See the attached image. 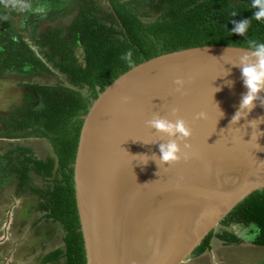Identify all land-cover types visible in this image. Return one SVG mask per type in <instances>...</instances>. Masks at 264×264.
<instances>
[{
    "label": "water",
    "instance_id": "95a60500",
    "mask_svg": "<svg viewBox=\"0 0 264 264\" xmlns=\"http://www.w3.org/2000/svg\"><path fill=\"white\" fill-rule=\"evenodd\" d=\"M247 50L210 45L165 53L121 74L93 100L72 167L85 264H183L237 204L264 188V122L248 125L264 117V106L257 102L230 124L246 91L233 64ZM177 78L186 82L183 95L174 91ZM199 112L203 119L195 118ZM154 115L183 119L191 147L168 172L155 164L147 190L149 201L155 192L158 199L149 205L139 194V142L167 140L147 127ZM144 153L159 155L153 147Z\"/></svg>",
    "mask_w": 264,
    "mask_h": 264
},
{
    "label": "trees",
    "instance_id": "16d2710c",
    "mask_svg": "<svg viewBox=\"0 0 264 264\" xmlns=\"http://www.w3.org/2000/svg\"><path fill=\"white\" fill-rule=\"evenodd\" d=\"M46 1L50 9L40 18L34 9L22 15L12 2L0 0V76L7 69L22 71L27 66L31 74L55 76L23 41L24 35L62 76L55 84L28 85L40 97L39 105L34 106L35 98L30 96V106L11 115L0 138H44L54 155L38 160L27 145L1 146L0 183L16 177L20 189L29 187L36 196L37 209L61 225L63 246L46 255L43 263L85 264L72 167L82 116L93 100L118 76L153 57L200 46L248 48L249 41L264 42V20L252 18L251 0ZM246 18L249 26L243 36L228 31L230 20ZM41 20L54 26L38 32ZM77 46L82 50L80 62L75 56ZM127 52L130 62L122 59ZM32 175L46 184L34 187ZM231 223L253 224L257 229L253 244L264 247V188L237 204L220 224ZM213 237L225 245L241 243L231 232L213 230L192 255L210 250Z\"/></svg>",
    "mask_w": 264,
    "mask_h": 264
},
{
    "label": "flooded vegetation",
    "instance_id": "af4514ba",
    "mask_svg": "<svg viewBox=\"0 0 264 264\" xmlns=\"http://www.w3.org/2000/svg\"><path fill=\"white\" fill-rule=\"evenodd\" d=\"M10 2L17 6V13L23 12L22 15H25L28 11L32 12L34 9L35 12L39 13L40 18H42L45 16L46 10L50 9L47 5L48 1L46 0H39L38 4L35 3L34 0H19L18 2L16 0H9V3ZM3 6L6 7L5 5ZM16 25L21 27L20 23ZM49 26L54 25L41 20L38 32L47 30ZM22 39L29 45L34 55L40 59L56 77L48 76L46 73L31 74L28 72L30 70L28 66L23 67L22 71L7 69L3 72L2 76H0V133L5 131V123L6 121L10 122L12 114L30 106V103H27L30 96L35 98L34 106L39 105L40 97L36 92L31 91L28 85L55 84L58 79L62 80V76L59 72L55 69H51L45 62V59L38 54L37 47L31 45L25 35ZM81 53V47L77 46L75 49V56L79 58V62L81 61ZM7 143H18L31 147L33 156L38 160H43L48 155H54L51 145L44 138H0V147ZM40 144L48 145L51 152H47L48 148H45V156L40 157L38 155L42 150L41 147H38ZM2 154L3 153L0 152V155ZM32 178L34 187H42L46 184V182L41 181L38 176L32 175ZM19 186V181L16 177L3 179V182L0 183V249H3L2 251L6 253V255L0 256V264L5 263L10 253L11 258L15 257L14 264H45L43 263L45 256L56 250L57 247L63 246L62 238L64 236V231L59 223L48 220L45 217V212L37 209L39 201L35 195L32 196L29 187L20 189ZM48 226L52 228L50 237L48 236ZM49 238L53 246L47 247ZM28 253L30 254L27 255ZM29 256H33V258ZM29 259L31 261H29Z\"/></svg>",
    "mask_w": 264,
    "mask_h": 264
},
{
    "label": "clouds",
    "instance_id": "9594fccd",
    "mask_svg": "<svg viewBox=\"0 0 264 264\" xmlns=\"http://www.w3.org/2000/svg\"><path fill=\"white\" fill-rule=\"evenodd\" d=\"M252 18L257 21L264 20V0H251ZM233 17L236 16L235 12H232ZM232 24L231 29L228 31L231 34L243 36L249 26V20L232 19L229 21ZM131 53L127 52L122 56V59L130 62ZM234 67H238L240 71V79L242 85L246 90L240 98L239 105L234 115L231 118L230 124L235 125L242 118H246L248 114L256 107L257 102L264 106V42H248V50L239 58L237 64H233ZM229 75V72L225 71L222 76ZM175 85L174 91L183 95L185 88V80L177 78L173 81ZM231 80H226L225 84L229 87L232 86ZM219 88H215V91H219ZM125 102L128 101V97L123 98ZM217 106V105H216ZM172 115L175 116L177 109L171 110ZM222 114V112H220ZM222 116V115H221ZM196 119H203L204 113H197ZM253 122H256V129L258 125L264 122V117H258L254 120L248 121V125L252 128ZM147 127L154 130L156 133L162 134L167 137L166 141H159L158 153H153L152 159H146L142 164H147L149 160L155 162L157 168L159 165H169L178 162L181 157L186 158V152H182L181 143H183L184 149H190L191 145L187 143V140L191 137V129L186 122L181 118L170 120L159 115H154L150 120L146 121ZM149 157L147 155H143ZM158 162V163H157Z\"/></svg>",
    "mask_w": 264,
    "mask_h": 264
},
{
    "label": "rangeland",
    "instance_id": "374dc122",
    "mask_svg": "<svg viewBox=\"0 0 264 264\" xmlns=\"http://www.w3.org/2000/svg\"><path fill=\"white\" fill-rule=\"evenodd\" d=\"M47 146L45 144L38 145L42 149L40 154H38L40 157L45 156V148H48L47 152H51L50 147ZM48 227V236L50 237L52 228ZM222 230L235 234L241 239V243L238 245H225L222 241L213 237L210 250L199 256L190 255L183 264H264V247H258L253 244L257 234V229L253 224L243 226L239 223H231L227 227L219 224L215 227L214 232ZM51 243L49 238L47 247L53 246ZM13 247L15 248L14 245ZM2 250L0 249V256L6 255ZM10 254L4 264H14L15 257L11 258Z\"/></svg>",
    "mask_w": 264,
    "mask_h": 264
},
{
    "label": "bare ground",
    "instance_id": "6f19581e",
    "mask_svg": "<svg viewBox=\"0 0 264 264\" xmlns=\"http://www.w3.org/2000/svg\"><path fill=\"white\" fill-rule=\"evenodd\" d=\"M159 143V139H156V140H148V142H139V194L142 198V200H145L149 205H152L157 199H158V192H155L156 193V198L154 201H149L150 199V196L151 194H149V190H147L149 188V177L151 174H153V170H154V167H155V162H153L152 160H149L147 162V164H142L143 161H145L146 159H152L153 157L152 156H149V157H146V156H143L145 155L144 153V150L148 147V148H154V149H157L158 150V145ZM182 152H185L184 150V147L181 149ZM183 157V156H182ZM181 157V159H182ZM182 160H180L177 165L181 164ZM176 163V162H175ZM174 164V163H172ZM171 164L169 165H162V168L164 167L165 170L168 172L169 171V167H170ZM167 175H169L167 173ZM152 198V197H151ZM169 199V198H168Z\"/></svg>",
    "mask_w": 264,
    "mask_h": 264
},
{
    "label": "crops",
    "instance_id": "0c3cea01",
    "mask_svg": "<svg viewBox=\"0 0 264 264\" xmlns=\"http://www.w3.org/2000/svg\"><path fill=\"white\" fill-rule=\"evenodd\" d=\"M58 248V247H57ZM30 253H28L27 255H29ZM30 258H33V256L31 257V256H29ZM32 260H34V259H32ZM18 261H19V259H18ZM29 261H31L30 259H29ZM29 264H31V263H29ZM53 264H62V262H55V263H53Z\"/></svg>",
    "mask_w": 264,
    "mask_h": 264
}]
</instances>
